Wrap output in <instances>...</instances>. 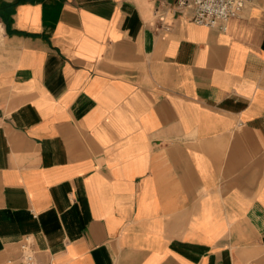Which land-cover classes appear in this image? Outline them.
Here are the masks:
<instances>
[{
  "label": "crops",
  "instance_id": "crops-1",
  "mask_svg": "<svg viewBox=\"0 0 264 264\" xmlns=\"http://www.w3.org/2000/svg\"><path fill=\"white\" fill-rule=\"evenodd\" d=\"M175 1L0 0V264H264V0Z\"/></svg>",
  "mask_w": 264,
  "mask_h": 264
},
{
  "label": "built area",
  "instance_id": "built-area-1",
  "mask_svg": "<svg viewBox=\"0 0 264 264\" xmlns=\"http://www.w3.org/2000/svg\"><path fill=\"white\" fill-rule=\"evenodd\" d=\"M249 1L176 0L172 6H167V9L173 14L187 16L191 22L197 25L207 26L224 32L228 21L240 16ZM163 17L164 15L161 14L159 19L162 20ZM20 264H39L36 260V252L30 238H26L20 244Z\"/></svg>",
  "mask_w": 264,
  "mask_h": 264
}]
</instances>
